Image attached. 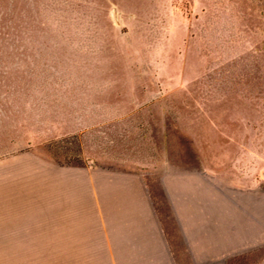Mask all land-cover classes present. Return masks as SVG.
Masks as SVG:
<instances>
[{
  "label": "rangeland",
  "instance_id": "obj_1",
  "mask_svg": "<svg viewBox=\"0 0 264 264\" xmlns=\"http://www.w3.org/2000/svg\"><path fill=\"white\" fill-rule=\"evenodd\" d=\"M0 264H264V0H0Z\"/></svg>",
  "mask_w": 264,
  "mask_h": 264
}]
</instances>
